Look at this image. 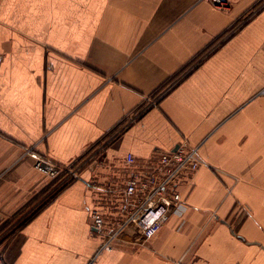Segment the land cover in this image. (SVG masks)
<instances>
[{
  "label": "crops",
  "instance_id": "0c3cea01",
  "mask_svg": "<svg viewBox=\"0 0 264 264\" xmlns=\"http://www.w3.org/2000/svg\"><path fill=\"white\" fill-rule=\"evenodd\" d=\"M226 2L0 0L2 264H264V0ZM185 140L184 215L102 249L94 185Z\"/></svg>",
  "mask_w": 264,
  "mask_h": 264
},
{
  "label": "built area",
  "instance_id": "2783aa9c",
  "mask_svg": "<svg viewBox=\"0 0 264 264\" xmlns=\"http://www.w3.org/2000/svg\"><path fill=\"white\" fill-rule=\"evenodd\" d=\"M206 1L220 8L227 4L226 0ZM1 58L0 50V61ZM171 87L165 88L150 105L147 104L136 112L130 123L136 121L143 111L155 104ZM96 154L98 152L90 159ZM125 161L132 169L122 183L110 181L102 186L94 185L99 198L97 206L91 208L90 216L92 226L102 237L101 248L106 250L114 248L123 234L133 226L140 225L148 212L155 207H168L174 213L183 216L187 205L178 187L182 181L191 179L204 163L199 148L186 140L173 151L160 152L155 161L146 162L142 167H134L136 158L132 153L126 155ZM78 170L80 167L69 171L66 179L77 177Z\"/></svg>",
  "mask_w": 264,
  "mask_h": 264
},
{
  "label": "trees",
  "instance_id": "16d2710c",
  "mask_svg": "<svg viewBox=\"0 0 264 264\" xmlns=\"http://www.w3.org/2000/svg\"><path fill=\"white\" fill-rule=\"evenodd\" d=\"M76 166H78V164H77V165H73V166L70 167V168H63L64 173L61 174V176L58 178L57 181L59 182L60 180H62V177H65L66 175H68L69 171H71L72 169L76 168ZM77 177H78V176H77ZM77 177H72V178H70L69 180H67V183H62V187L59 188L57 191H55L54 197H56V195H57L60 191H62L63 189H65L69 184H71L72 182H74L75 179H76ZM24 224H25V223H23L22 225H24ZM22 225H21V226H22ZM4 228H5V226L2 227L0 230H3Z\"/></svg>",
  "mask_w": 264,
  "mask_h": 264
},
{
  "label": "rangeland",
  "instance_id": "374dc122",
  "mask_svg": "<svg viewBox=\"0 0 264 264\" xmlns=\"http://www.w3.org/2000/svg\"><path fill=\"white\" fill-rule=\"evenodd\" d=\"M77 167H80V170H78V175H77V176H79V175L81 174V171H82V163H80L78 166H76V168H77ZM76 168H74V169H76ZM74 169H73V170H74ZM59 176H60V175H59ZM59 176H58V177H59ZM64 180H65V181H63V182H64V183H67V179H64ZM68 180H69V179H68ZM63 182H62V183H63ZM57 183H58V181L56 180V181H55V185H57ZM59 186H61V185L59 184V185L56 186L55 191L58 190Z\"/></svg>",
  "mask_w": 264,
  "mask_h": 264
}]
</instances>
